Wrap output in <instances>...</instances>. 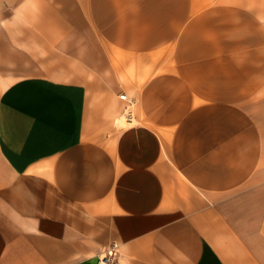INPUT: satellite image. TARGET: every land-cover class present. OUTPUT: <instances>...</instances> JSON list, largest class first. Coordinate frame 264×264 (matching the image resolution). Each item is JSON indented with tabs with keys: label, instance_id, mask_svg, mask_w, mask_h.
Returning <instances> with one entry per match:
<instances>
[{
	"label": "crops",
	"instance_id": "obj_1",
	"mask_svg": "<svg viewBox=\"0 0 264 264\" xmlns=\"http://www.w3.org/2000/svg\"><path fill=\"white\" fill-rule=\"evenodd\" d=\"M109 252L264 264V0H0V264Z\"/></svg>",
	"mask_w": 264,
	"mask_h": 264
},
{
	"label": "built area",
	"instance_id": "obj_2",
	"mask_svg": "<svg viewBox=\"0 0 264 264\" xmlns=\"http://www.w3.org/2000/svg\"><path fill=\"white\" fill-rule=\"evenodd\" d=\"M120 98L124 100L128 99L125 94H120ZM123 115H126L127 121H129V119L131 118V112L129 111V109H126ZM111 257H112V253L109 252L108 255H104L99 259V264H111Z\"/></svg>",
	"mask_w": 264,
	"mask_h": 264
},
{
	"label": "bare ground",
	"instance_id": "obj_3",
	"mask_svg": "<svg viewBox=\"0 0 264 264\" xmlns=\"http://www.w3.org/2000/svg\"><path fill=\"white\" fill-rule=\"evenodd\" d=\"M126 118H127L126 115L121 116V118H120L121 125L124 124V123L125 124L127 123V119ZM132 122H134V120H132Z\"/></svg>",
	"mask_w": 264,
	"mask_h": 264
},
{
	"label": "rangeland",
	"instance_id": "obj_4",
	"mask_svg": "<svg viewBox=\"0 0 264 264\" xmlns=\"http://www.w3.org/2000/svg\"><path fill=\"white\" fill-rule=\"evenodd\" d=\"M122 125H124V126H125L126 124L124 123V124H122Z\"/></svg>",
	"mask_w": 264,
	"mask_h": 264
}]
</instances>
